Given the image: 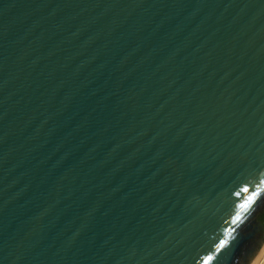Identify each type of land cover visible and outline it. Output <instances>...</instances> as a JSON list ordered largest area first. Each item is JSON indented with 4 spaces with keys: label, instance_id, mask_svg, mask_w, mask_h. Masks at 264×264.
Returning <instances> with one entry per match:
<instances>
[{
    "label": "water",
    "instance_id": "obj_1",
    "mask_svg": "<svg viewBox=\"0 0 264 264\" xmlns=\"http://www.w3.org/2000/svg\"><path fill=\"white\" fill-rule=\"evenodd\" d=\"M263 246L264 0H0V264Z\"/></svg>",
    "mask_w": 264,
    "mask_h": 264
},
{
    "label": "rangeland",
    "instance_id": "obj_2",
    "mask_svg": "<svg viewBox=\"0 0 264 264\" xmlns=\"http://www.w3.org/2000/svg\"><path fill=\"white\" fill-rule=\"evenodd\" d=\"M258 258H259V263L258 264H264V249H263V251L261 252V254H260V256Z\"/></svg>",
    "mask_w": 264,
    "mask_h": 264
},
{
    "label": "snow or ice",
    "instance_id": "obj_3",
    "mask_svg": "<svg viewBox=\"0 0 264 264\" xmlns=\"http://www.w3.org/2000/svg\"><path fill=\"white\" fill-rule=\"evenodd\" d=\"M239 218H240V217H239V215L237 214V216H236V220H239ZM223 244H224V241L222 240V241L220 242L219 247H223ZM209 259H211V258L209 257ZM204 264H208V261L205 260Z\"/></svg>",
    "mask_w": 264,
    "mask_h": 264
},
{
    "label": "bare ground",
    "instance_id": "obj_4",
    "mask_svg": "<svg viewBox=\"0 0 264 264\" xmlns=\"http://www.w3.org/2000/svg\"><path fill=\"white\" fill-rule=\"evenodd\" d=\"M263 249H264V246H263V248L261 249L259 255L256 257V259L253 261L252 264H258V263H259V258H258V257L260 256V254H261V252L263 251ZM257 258H258V259H257Z\"/></svg>",
    "mask_w": 264,
    "mask_h": 264
}]
</instances>
